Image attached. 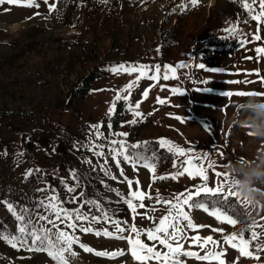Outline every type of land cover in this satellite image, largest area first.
<instances>
[{
    "label": "rangeland",
    "instance_id": "1",
    "mask_svg": "<svg viewBox=\"0 0 264 264\" xmlns=\"http://www.w3.org/2000/svg\"><path fill=\"white\" fill-rule=\"evenodd\" d=\"M171 1L49 0V4L56 5L52 12L44 0H37L39 8L0 5V201L12 203L17 210L26 207L44 214V209L37 205L51 194V189L56 190L61 200L69 199L71 194L60 182L64 179L70 186L78 183L76 195L83 192L84 198L96 200L114 219L148 229L153 223L149 225L151 219L142 218L145 214L153 215L156 222L164 214L163 206L156 204L154 199L157 193L166 200L172 199L203 183L200 177H189L187 173L177 179L153 182L152 173L147 169L134 170L122 164L125 176L138 180L140 190L153 197L144 200L145 208L137 209L138 215L133 221L117 195L119 192L126 197L128 185L115 163L108 158L106 167L116 177L112 179L101 171L104 157L94 156L86 148L74 147L95 141L91 135L92 124L102 122L101 131L108 134V108L116 92L137 75L107 71L120 63L160 65L161 71L164 65H189L178 69L173 79L156 82L142 79L131 90L129 102L133 105L141 102L138 109L143 114L141 122L121 127L133 116L126 111L124 102L117 103L111 117L113 130L129 133V143L148 141L152 142L148 146L150 149H158L155 142L165 138L186 150L192 149L197 155L207 153L205 164L217 165L207 172L208 187L213 188L222 180L216 172L225 173L229 162L251 160L264 151V142L254 140L244 126H236L232 119L233 105L249 96L222 95L223 92H264V58L257 60L254 51L256 47H264V25H261V40L253 41L257 23L238 22L248 19L240 0H198L194 8L203 10L187 21L183 16L188 6L181 10L187 0ZM147 2L149 6H144ZM161 8L166 13L160 14ZM170 20L173 24L168 25ZM233 24L237 28L234 38L225 31ZM187 25L195 26L196 31L188 32ZM222 25L225 27L220 28ZM208 38L216 46H209ZM164 40L170 45L162 48ZM241 40L248 43L241 47L238 44ZM200 64L205 68H199ZM173 87L180 88L183 94L171 93L169 89ZM145 89H150L147 98H143ZM157 97L167 102L158 104ZM159 157L157 176L177 171L166 150H159ZM87 160L91 164L86 163ZM29 169L33 173L25 179ZM70 170L75 172V180ZM46 187L48 191H37ZM133 188H136L135 183ZM231 203L235 204V200ZM78 205L79 202L65 203L64 207L74 209ZM153 206L157 209L155 212L151 211ZM185 211L189 212L194 224L204 226L189 230V236H212L223 242L224 235L243 227L240 223L233 226L218 222L202 209L186 207ZM233 214L240 217L241 210L236 209ZM257 222L264 224V212ZM94 227L112 230L107 224ZM212 229L223 231L213 232ZM5 230L15 234L16 221L7 206L0 203V231ZM257 231L261 233L259 242L264 243V230L257 228ZM76 235L80 243L94 251L86 252L79 244L73 245L76 256L70 258L69 264H136L127 253L126 240L79 231ZM141 239L147 240L144 236ZM189 243L185 244L186 248ZM224 247L225 264H264V251L252 249L254 255L259 256L257 260L240 257L237 250ZM120 249L125 250V255L116 258L94 254ZM190 250L204 254L196 246ZM183 259L185 264H208L195 258ZM0 264L55 262L46 252L17 250L0 239Z\"/></svg>",
    "mask_w": 264,
    "mask_h": 264
},
{
    "label": "snow or ice",
    "instance_id": "2",
    "mask_svg": "<svg viewBox=\"0 0 264 264\" xmlns=\"http://www.w3.org/2000/svg\"><path fill=\"white\" fill-rule=\"evenodd\" d=\"M107 2V0H101ZM45 4L49 6V12H52L56 5L49 4V0H44ZM242 8L247 13V20L238 21L247 23L255 21L257 23V31L252 36L253 41L261 40V25H264V0H240ZM10 4L16 6L37 7L39 4L37 0H0V5ZM198 0H187V4L183 5L181 10L187 6H196ZM258 6V11H257ZM39 13H36L38 15ZM230 37L237 35L236 25L225 28ZM248 43L247 40L238 41L239 46L243 47ZM256 59L264 58V47H256L254 49ZM189 67L185 63L177 64L175 67L164 65L161 71L160 65L134 64V63H120L118 65L110 66L107 71L113 74H120L121 72L129 75L137 73L136 78L131 80L127 85L120 88L116 92L115 97L108 108L107 116L109 123L107 124L108 134L105 135L101 129L104 127L102 122L90 125L92 129L91 135L95 137V141H104L96 143L94 140H89L86 145H74V147L86 148L94 156L104 157V163L101 165V171L105 176L112 179L111 170L106 167L109 159L115 163V166L120 171V175L124 177V182L128 185V193L125 197L123 194L117 192L120 200L126 205L128 211L131 213L133 221H135L138 212L137 209L145 208L144 200L153 199L151 195L140 190V182L133 181L124 174L122 164L130 165L134 170L140 167L147 169L152 173V180H165L168 178L177 179L184 176L186 173L189 177H200L203 181L200 185H196L194 189H187L185 192L176 194L172 199H164L158 193L154 198L156 204L163 206L164 214L159 218V221H153V226L148 229H139L135 223L129 225L126 221L114 219L113 216L105 211L101 205L93 199L84 198V193L81 192L76 195L78 183L75 186H70L61 179L65 191L70 195L69 199L61 200L55 189H51V194L44 200L39 201L37 208H43L44 214L38 211L21 207L19 210L10 202L0 201L7 206L8 211L16 221L15 234L0 231V239H3L11 247L20 250L46 252L55 264H69L70 258L76 256L73 251V245L79 244V247L86 252H93L94 250L83 243H80L79 236L76 232L92 233L97 237L114 238L118 240H126L128 244L127 253L131 255L136 264H185L183 258H195L200 261H206L208 264H225L223 259L226 249L225 245L238 251L240 257H252L259 260L255 252L264 251V243H260L261 233L257 228L264 230V224H259L257 221L251 224H245L237 232L223 236V242L213 239L212 236L200 237L199 235L189 236L188 231H195L200 227L193 223L189 212L185 211L187 207L191 209H202L204 212L216 218L218 222L227 223L235 226L240 223L239 217L234 215L236 209L243 210V204L236 191H234V182L228 173L216 172L217 177H222V180L217 181L215 188L208 187V169L215 168V163H207V153L201 152L197 155L192 149H184L183 147L173 143L172 141L161 138L155 143L158 149H150L148 146L152 142L145 141L143 143H129L127 132H116L113 130L111 117L115 114L118 102L126 104V111L131 113L133 119L121 124L131 126L143 120V114L138 110L140 103L135 105L129 102L131 90L142 79H148L153 82L161 79L167 81L175 78L173 75L178 69ZM199 68L204 69L203 64L198 65ZM259 75V73H257ZM250 82V81H246ZM232 83H239V81H232ZM163 90V89H162ZM99 91V90H94ZM150 89H145L143 98H147ZM173 94H183L180 88L173 87L169 89ZM127 93V94H125ZM223 96L231 97L233 95L239 96H258L264 97V92H223ZM166 99L157 97L158 104H165ZM181 120L180 117H174ZM250 134V133H249ZM251 135V134H250ZM159 150H166L172 160V167L177 171L170 173V175H156V169L160 160ZM183 157V159H180ZM199 161V163H197ZM91 164L90 160L85 161ZM36 171H39L38 169ZM33 170L29 169L25 173V179L31 176ZM70 175L73 180L76 179L74 171L70 170ZM135 183L136 188H133ZM107 187V186H106ZM151 187V185L149 186ZM45 189H37V191H48ZM113 191H115L113 189ZM235 200V204L231 203ZM79 205L74 209L64 207L65 203H77ZM85 206H89L85 211ZM157 209L152 207L151 211L155 212ZM99 213V215L95 214ZM142 218L152 219L145 214ZM63 224L64 228L60 225ZM97 224L111 225L112 230L107 227L100 229L95 228ZM71 230V231H68ZM213 232H222V229H212ZM247 234V235H246ZM146 237V243L141 237ZM188 248L185 244L188 243ZM199 247L204 254L191 251V247ZM97 256L108 258H116L125 255V250L96 251ZM239 259V257L237 258Z\"/></svg>",
    "mask_w": 264,
    "mask_h": 264
},
{
    "label": "clouds",
    "instance_id": "3",
    "mask_svg": "<svg viewBox=\"0 0 264 264\" xmlns=\"http://www.w3.org/2000/svg\"><path fill=\"white\" fill-rule=\"evenodd\" d=\"M233 108L235 125L244 126L254 140L264 142V97L243 98ZM237 111L239 115H236ZM224 171L234 182V191L243 204L240 224L256 222L264 212V151L255 154L251 160L245 158L229 162Z\"/></svg>",
    "mask_w": 264,
    "mask_h": 264
},
{
    "label": "crops",
    "instance_id": "4",
    "mask_svg": "<svg viewBox=\"0 0 264 264\" xmlns=\"http://www.w3.org/2000/svg\"><path fill=\"white\" fill-rule=\"evenodd\" d=\"M124 2H127V1H129V0H123ZM169 1H171V0H169ZM172 2V1H171ZM161 3L162 2H160L159 3V6H161ZM149 4H150V2H147V3H145L144 4V6H149ZM201 5V4H200ZM156 6V5H155ZM195 6H188V9H187V11H186V14L183 16V18H184V20L185 21H187L191 16H193L195 13H200L201 12V10H203V9H199V8H197V9H195L194 8ZM148 8V7H147ZM156 11V10H155ZM171 12H173V10H170ZM159 12H160V14H162V12H165L166 13V11L165 10H162V8L161 9H159ZM169 12H167V15H169L168 14ZM172 15H174V14H172ZM172 15H170L169 17H173ZM174 17H176V16H174ZM172 20H170L169 22H168V25H170V24H173V22H171ZM165 22L167 23V21L165 20ZM200 27V26H199ZM225 27V25L223 26H221L220 28H224ZM187 30H188V32H195L196 31V29H195V26H193V25H187ZM211 38H208V42H209V46H216V44H214V42L213 41H211L210 40ZM196 41V40H195Z\"/></svg>",
    "mask_w": 264,
    "mask_h": 264
},
{
    "label": "trees",
    "instance_id": "5",
    "mask_svg": "<svg viewBox=\"0 0 264 264\" xmlns=\"http://www.w3.org/2000/svg\"><path fill=\"white\" fill-rule=\"evenodd\" d=\"M168 31H169V30H168ZM165 45H168V46H169L170 44H169V43L166 44V43H165V40H164V41H163V44H162V48H163ZM166 48H167V47H166ZM152 223H153V215H152V219H151V224H149V225H152ZM101 225H104V224H101ZM140 225L143 226L144 224L141 223ZM146 243L151 244V242H150V241H147V240H146ZM107 249H110V248H107Z\"/></svg>",
    "mask_w": 264,
    "mask_h": 264
}]
</instances>
